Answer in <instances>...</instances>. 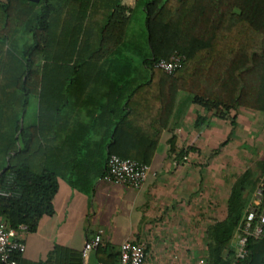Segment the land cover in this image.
I'll use <instances>...</instances> for the list:
<instances>
[{
	"label": "trees",
	"instance_id": "1",
	"mask_svg": "<svg viewBox=\"0 0 264 264\" xmlns=\"http://www.w3.org/2000/svg\"><path fill=\"white\" fill-rule=\"evenodd\" d=\"M120 2L0 3V191L8 192L0 195V219L10 227L25 225L31 232L40 218L54 214L60 175L55 157L61 148L74 146L77 129L86 133L85 146L94 143L97 149L68 151L69 164L98 165L103 176L111 154L150 166L164 129L186 102L222 119L238 107L264 114V0H137L122 42L101 63L109 67L110 81L132 82V88L113 106L85 110L75 85L84 67L98 64L90 57ZM173 54L184 56L180 68L167 73L156 67ZM124 67L133 71L131 79ZM180 91L189 97L178 99ZM33 100L35 117L26 122ZM105 114L109 121L103 120ZM86 115L92 120L76 119ZM205 120L197 114L195 126ZM97 127L103 130L100 137L93 132ZM168 143L169 153L181 160L196 150L178 149L173 134ZM65 178L74 188L90 189V183L71 173ZM258 189V211L264 213V149L231 185L226 217L206 228L207 264H264V231L249 238L246 257L238 259L235 248V236ZM96 249L100 262L118 259L108 246ZM62 252L72 257L69 264L79 262L77 253L56 246L38 264H48Z\"/></svg>",
	"mask_w": 264,
	"mask_h": 264
},
{
	"label": "crops",
	"instance_id": "2",
	"mask_svg": "<svg viewBox=\"0 0 264 264\" xmlns=\"http://www.w3.org/2000/svg\"><path fill=\"white\" fill-rule=\"evenodd\" d=\"M121 1L123 3L125 0ZM136 1L124 2L125 8L122 7L125 9L124 13L122 9H118L116 13L113 12L109 25L103 31L100 43L103 49L99 51V47L90 57L91 61H96L98 64L84 67L82 70V78L75 85V93L77 100L83 101L85 110L97 109L101 105L113 106L116 104L117 97L132 88V82L110 81L107 78H111V74L107 76L109 67L101 63L122 42ZM126 54L133 57L131 53L126 52ZM123 72L124 75L129 73L131 79L133 71L130 67H124ZM124 102L122 101L121 104L123 105ZM36 106V100L31 101V107L27 110L25 118L26 122L34 119ZM197 114L206 116L205 123L201 127H196L194 123ZM232 117H235V125H232L229 117L219 118L194 103L186 102L183 107L179 106L162 133L158 150L150 165L155 175H149L144 187L140 190H134L124 184L104 181L101 173L98 172V165L71 166L68 151L74 154L85 152V149L89 150L88 152H95L97 149L94 143L85 146L82 139L86 133L83 131L80 133L77 129V140L74 146L70 149L61 148L60 155L55 157L57 159L55 168L60 175L58 190L53 199L54 214L43 216L38 221L36 230L26 232L24 240L26 249L19 255L18 264L44 262L56 246L78 254L80 260L73 264H97L100 262L97 249L90 251L86 258L82 257V249L86 239L92 238L99 230H103L101 245L108 246L113 254L118 255V248L125 240L145 243L146 264H196L198 258H207L206 229L204 254L191 260L189 249L192 248L191 251H195V242L190 234H193L195 226L190 221L188 230L185 225L174 231L172 221L174 218L179 219L195 214L198 203L196 191L198 185L202 183L207 198L226 201L224 215L218 220L226 217L227 200L231 188L223 193L222 187L228 185L227 155L230 141L220 148L219 145L230 134L237 140L253 139L255 135L258 136L257 132L262 125V113L250 108L238 107ZM110 118L108 114H105L103 120L109 121ZM76 119L78 121L92 120L87 115L77 116ZM93 132L95 136L100 137L103 130L97 127ZM172 134L176 137L178 149L192 146L196 150L189 151L184 160L179 159L175 154H170L168 140ZM263 149L264 144L261 151L250 159L252 162L243 160L246 163L245 167L235 175L233 174L231 185L238 175L254 166L261 157ZM199 153L205 155L204 164L193 160L192 155L197 156ZM70 173L90 183V189L81 191L72 187L65 178ZM178 233L182 243H176L178 241L175 236ZM187 234L188 237H186ZM179 247L183 252L177 251L178 254H176L174 250ZM71 258L70 255L62 252L48 264H69Z\"/></svg>",
	"mask_w": 264,
	"mask_h": 264
},
{
	"label": "built area",
	"instance_id": "3",
	"mask_svg": "<svg viewBox=\"0 0 264 264\" xmlns=\"http://www.w3.org/2000/svg\"><path fill=\"white\" fill-rule=\"evenodd\" d=\"M184 56L173 54L168 59H163L156 63V67L167 73H173L181 67ZM155 175L151 166L138 163L130 158H122L116 154H111L107 161V171L102 176L106 182L114 184H124L134 190L144 187L148 176ZM0 195L8 196L7 191H0ZM261 200V189L254 195L252 204L249 206L244 219L235 236L236 256L238 259L248 255L247 243L249 238H258L264 231V213L258 211ZM27 227L20 225L18 228L0 219V264H18L17 256L25 252V234ZM103 230H99L92 238L86 239L82 249V257L86 258L88 253L95 250L102 242ZM147 250L143 242L132 240L123 241L118 248V259L114 262L97 264H146ZM196 264H207L204 257L197 259Z\"/></svg>",
	"mask_w": 264,
	"mask_h": 264
},
{
	"label": "rangeland",
	"instance_id": "4",
	"mask_svg": "<svg viewBox=\"0 0 264 264\" xmlns=\"http://www.w3.org/2000/svg\"><path fill=\"white\" fill-rule=\"evenodd\" d=\"M5 0H0V3L4 2ZM127 0H125L124 2H126ZM130 1V0H128ZM123 2V3H124ZM122 1L120 2V4L118 5V7L115 9L114 13H116L118 11V9H122L124 13V6H123ZM124 7V8H122ZM113 13V15H114ZM112 15V17H113ZM111 17V18H112ZM109 25V23H108ZM107 25V26H108ZM103 49V45L101 44L99 51H101ZM188 96L185 92H179L178 97L179 98H184ZM189 97V96H188ZM31 107V102L29 104L28 109ZM235 113V111H231L230 115H229V119L231 120L232 115ZM232 114V115H231ZM262 125L260 126L258 136L255 135L252 138H246L244 141L239 139L237 140V138L231 137L230 138V143H229V149H228V170L227 173H229L227 179H228V185L226 187H222L223 188V193L229 191V189L231 188V183H232V179H233V174L235 175L237 172H240L244 167L245 164L243 160L245 161H249L252 162L250 159L255 157L254 154H258L261 149L262 146L264 144V115L262 114V120H261ZM249 135V134H248ZM236 136V135H235ZM251 137V136H249ZM253 145H252V144ZM248 157L245 158L244 157ZM193 160H195L197 163H201L204 164L205 161V155L203 153H199L197 154V156H195L194 154L192 155ZM198 200H197V207L195 210V214H192L191 216L188 217H181L179 219L174 218L173 219V227L172 229H174V231H177L178 228H182L187 227L188 230V226H189V222L191 221V223L195 226V230H193V234H190V237L193 238V242H195V251H191L192 248L189 249V255L191 260H195L196 258H198L199 256L204 254V232L205 229L207 227L208 224H210L212 221L221 218L224 215L225 209H226V201L225 200H215L213 199H209L205 196V187L202 184L198 185L197 191H196ZM225 199V196H224ZM188 221V222H187ZM185 222L187 224H185ZM171 227V226H170ZM169 228V227H168ZM183 236V234L181 235ZM186 237H188V234L186 235ZM175 238L177 239L178 242L176 243H182V240L179 239V233L177 236H175ZM173 243V242H172ZM160 244V243H157ZM172 245V244H171ZM173 247H171L172 249ZM180 248V247H179ZM176 248L174 251L176 252V254H178L179 252H183L181 250V248ZM194 250V249H193ZM178 251V253H177ZM188 251V250H187ZM183 254V253H181Z\"/></svg>",
	"mask_w": 264,
	"mask_h": 264
},
{
	"label": "water",
	"instance_id": "5",
	"mask_svg": "<svg viewBox=\"0 0 264 264\" xmlns=\"http://www.w3.org/2000/svg\"><path fill=\"white\" fill-rule=\"evenodd\" d=\"M31 1H38V0H31Z\"/></svg>",
	"mask_w": 264,
	"mask_h": 264
}]
</instances>
